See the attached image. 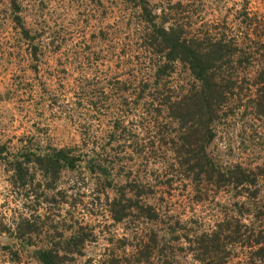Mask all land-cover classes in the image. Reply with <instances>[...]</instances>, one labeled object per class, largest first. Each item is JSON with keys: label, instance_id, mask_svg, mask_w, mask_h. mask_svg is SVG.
I'll return each mask as SVG.
<instances>
[{"label": "trees", "instance_id": "trees-1", "mask_svg": "<svg viewBox=\"0 0 264 264\" xmlns=\"http://www.w3.org/2000/svg\"><path fill=\"white\" fill-rule=\"evenodd\" d=\"M127 1L134 24L129 53L123 52L130 61L125 65L128 72L104 87L97 102H108L110 92L114 96L108 144L130 136L137 156L145 149L158 151V167L147 171L154 155H145L144 169L116 172L117 163L103 146L98 152L92 148L91 156L83 159L76 147H50L29 161L32 166L15 160L13 176L18 182L36 189L42 185L45 192L54 190L52 182L62 170L81 174L86 169L102 191L114 189L105 215L126 230L114 248L79 261L85 256V243L94 237L92 229L72 225V218L57 222L46 215L48 209L51 212L48 206L62 203L54 194L43 193L44 217H23L16 237L28 244L34 235H44L46 247L38 251L41 264H181L183 251L190 253V264H264V158L221 163L210 151L220 126L234 124L253 131L264 125V17L250 11L249 0H242L230 19L205 18L196 0ZM132 57L139 59V66ZM177 71H184L188 79L173 84ZM88 87L81 95L92 104L96 88ZM129 112L144 132L141 143L124 125ZM37 170L43 178L38 183ZM115 175L122 177L121 184ZM178 186L195 190L193 202L224 191L229 204L210 227L194 225L192 219L188 225L180 209L167 205ZM29 197L39 200L35 189Z\"/></svg>", "mask_w": 264, "mask_h": 264}, {"label": "rangeland", "instance_id": "rangeland-1", "mask_svg": "<svg viewBox=\"0 0 264 264\" xmlns=\"http://www.w3.org/2000/svg\"><path fill=\"white\" fill-rule=\"evenodd\" d=\"M194 3L203 10L205 18L214 15L215 19H230L240 9L242 0ZM248 6L251 12L264 17V0H249ZM132 10L127 0H0V264H41L38 251L46 247L44 235H34L28 244L16 236L23 217H44L46 193L54 194V200L62 203L48 206L51 212L48 209L46 215L57 222L64 216L72 218V225L93 231L95 238L89 237L83 247L85 256L79 261L99 257L105 249L114 248L126 231L124 224L113 223L105 215V203L113 198L114 189L102 191L86 169L81 174L62 170L52 182L54 190L45 192L42 185L36 189L18 182L13 176V164L19 160L32 166L29 161L44 155L50 147H76L75 153L83 159L91 156L92 148L97 151L98 146H103L108 157L117 163L116 172L126 175L130 168L144 169L141 156L145 155H154L147 171L158 167V151L145 149L137 156L132 152L130 136L108 144L114 96L110 92L108 102H97L104 87L127 75L125 65L130 61L123 52L128 55L133 39ZM132 60L140 65L137 57ZM180 78L186 80L188 76L177 71L172 83L177 84ZM86 87L96 88L97 97L92 96V104L82 99L81 92ZM94 105L98 109L94 110ZM133 114L129 112L124 125L127 123L128 130L136 133L141 143L144 132ZM210 151L221 163L261 161L264 125L253 131L234 124L220 126ZM81 166L85 168L83 162ZM42 179L37 170L34 180L38 183ZM114 179L119 184L123 181L118 175ZM30 188L35 189L39 202L31 199L34 196L29 197ZM174 193L166 199L167 205L180 209L188 225L192 219L201 228L210 227L229 204V195L224 191L215 190L208 200L199 202L191 201L196 195L191 187L185 190L178 186ZM180 254L181 264L191 263L188 251ZM237 260L236 257L230 261Z\"/></svg>", "mask_w": 264, "mask_h": 264}]
</instances>
